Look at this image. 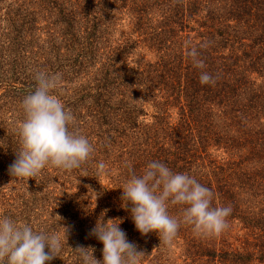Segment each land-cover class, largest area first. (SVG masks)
Segmentation results:
<instances>
[{
  "label": "trees",
  "instance_id": "1",
  "mask_svg": "<svg viewBox=\"0 0 264 264\" xmlns=\"http://www.w3.org/2000/svg\"><path fill=\"white\" fill-rule=\"evenodd\" d=\"M39 71L61 75L69 131L94 151L78 169L16 178L21 103ZM202 71L215 83L202 85ZM0 90V215L68 228L46 264H78L77 246L102 259L89 235L102 219L122 220L142 264H264V0H0ZM154 161L210 188L214 207L231 206L229 227L202 236L182 225L167 245L141 235L120 188Z\"/></svg>",
  "mask_w": 264,
  "mask_h": 264
},
{
  "label": "clouds",
  "instance_id": "2",
  "mask_svg": "<svg viewBox=\"0 0 264 264\" xmlns=\"http://www.w3.org/2000/svg\"><path fill=\"white\" fill-rule=\"evenodd\" d=\"M188 55L195 67H204L195 48ZM34 79V90L21 103V147L9 166L10 175L16 178L35 177L49 166L64 171L78 169L94 151L87 137L69 131L74 117L54 91L60 87L61 75L39 71ZM199 80L202 85L215 83L206 71L201 72ZM105 169L100 162L97 175ZM120 189L122 207L130 211L136 230L141 235L155 233L165 245L182 225L191 226L195 234L202 236L219 235L229 227L231 206L214 207L210 188L187 173L173 172L161 162L149 163L141 175L132 174ZM93 193L97 199L99 194ZM170 205L182 206V214L170 215ZM121 223L120 219L97 220L89 235L102 243V259L95 258L94 248L77 246L73 251L78 264H142L145 253L128 240ZM63 229L62 235L36 231L28 223L0 215V264H46L60 257L68 235V228Z\"/></svg>",
  "mask_w": 264,
  "mask_h": 264
},
{
  "label": "rangeland",
  "instance_id": "3",
  "mask_svg": "<svg viewBox=\"0 0 264 264\" xmlns=\"http://www.w3.org/2000/svg\"><path fill=\"white\" fill-rule=\"evenodd\" d=\"M0 93H1V90H0Z\"/></svg>",
  "mask_w": 264,
  "mask_h": 264
}]
</instances>
